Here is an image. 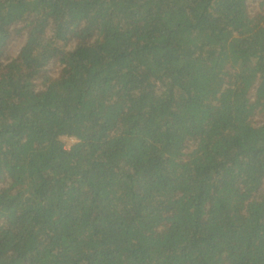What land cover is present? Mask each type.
<instances>
[{
    "label": "trees",
    "instance_id": "trees-1",
    "mask_svg": "<svg viewBox=\"0 0 264 264\" xmlns=\"http://www.w3.org/2000/svg\"><path fill=\"white\" fill-rule=\"evenodd\" d=\"M0 264H264V0H0Z\"/></svg>",
    "mask_w": 264,
    "mask_h": 264
},
{
    "label": "rangeland",
    "instance_id": "rangeland-1",
    "mask_svg": "<svg viewBox=\"0 0 264 264\" xmlns=\"http://www.w3.org/2000/svg\"><path fill=\"white\" fill-rule=\"evenodd\" d=\"M21 45H22V41H19L17 43H14L13 46H12V49L14 51H18L20 49ZM64 138H65V140L67 142V146H70L76 140V138H75V140L72 139V138H74L73 136H68V135L67 136H64Z\"/></svg>",
    "mask_w": 264,
    "mask_h": 264
},
{
    "label": "built area",
    "instance_id": "built-area-1",
    "mask_svg": "<svg viewBox=\"0 0 264 264\" xmlns=\"http://www.w3.org/2000/svg\"><path fill=\"white\" fill-rule=\"evenodd\" d=\"M73 140H75V137L74 138H72Z\"/></svg>",
    "mask_w": 264,
    "mask_h": 264
},
{
    "label": "clouds",
    "instance_id": "clouds-1",
    "mask_svg": "<svg viewBox=\"0 0 264 264\" xmlns=\"http://www.w3.org/2000/svg\"><path fill=\"white\" fill-rule=\"evenodd\" d=\"M74 137V136H73Z\"/></svg>",
    "mask_w": 264,
    "mask_h": 264
}]
</instances>
